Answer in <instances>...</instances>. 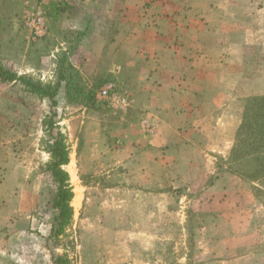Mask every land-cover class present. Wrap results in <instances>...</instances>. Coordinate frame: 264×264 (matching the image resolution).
Here are the masks:
<instances>
[{"label": "rangeland", "instance_id": "rangeland-1", "mask_svg": "<svg viewBox=\"0 0 264 264\" xmlns=\"http://www.w3.org/2000/svg\"><path fill=\"white\" fill-rule=\"evenodd\" d=\"M39 2L21 9L20 18L19 12L15 15L21 24L20 31L28 37L24 63L38 70H52L58 81L59 59L69 57L79 36L63 35L61 18L50 14L51 10ZM253 2L261 6L257 13L245 6L226 16V22L234 19L245 23L244 28L241 24H227L229 40L208 42L210 46L222 43L233 48L249 30L253 36L243 41L247 45L244 54L231 50L228 56V93L225 85L222 90L205 89L210 97L216 96L215 90L218 97L223 94V107L214 110L215 105L211 104L202 118L194 114L189 131L183 130L184 120L179 121L180 126L184 125L177 137L179 142L167 148L168 153L177 148V155L192 156V170L198 174L191 173L194 179H180L182 171L190 169L179 161L174 173L171 168L176 153H169L170 188L166 192L165 217L160 215L159 220L157 216L144 215L140 209L142 201H136L133 193L142 191L141 179H132L123 166L109 167L103 161L101 167L94 161L84 163L81 153L87 144L101 139L110 146L133 144L136 153L146 145L157 125L143 112L148 101L146 94L138 92L136 102L130 94L143 62L126 67L116 78L109 72L111 63L125 61L127 52L121 50L111 55L107 51L103 57L98 75L114 76L106 77V83L116 84L119 96L127 100L126 105L114 106L100 100L98 92L95 107L68 101L65 106L58 100L54 105L49 98L30 92L21 81L16 86L0 78V264H56L58 257L68 258L71 264H220L207 262L210 250L228 258L244 252V246L230 250L242 244L245 237L264 240V199H256L253 185L228 170L226 161L234 139L225 151L219 140L222 137L215 135L218 128L233 133L241 124L245 100L264 93V0ZM39 4L46 13L49 34L34 43L24 19ZM64 41L66 50H60L59 42ZM18 48L21 47L12 42L0 44V67H14L19 61ZM43 76L37 71L31 78L42 83ZM83 79L89 83L86 77ZM56 139L62 140L69 151V163L62 169L69 176L74 197L70 225L62 234L53 236L58 184L49 166L53 161L51 146ZM190 139L195 143L194 149L189 147ZM217 146L222 148L221 152L215 151ZM207 165L205 171L210 174L205 179L206 175L201 173L202 166ZM111 172L115 176L113 181H117L115 186L107 180ZM172 179L174 184L168 183ZM133 207H139L138 214L129 213ZM222 212L225 214L221 215ZM249 225L256 226L244 232ZM258 227L263 230L258 231ZM260 247L256 245L254 249Z\"/></svg>", "mask_w": 264, "mask_h": 264}, {"label": "crops", "instance_id": "crops-1", "mask_svg": "<svg viewBox=\"0 0 264 264\" xmlns=\"http://www.w3.org/2000/svg\"><path fill=\"white\" fill-rule=\"evenodd\" d=\"M36 1L0 0V44L5 45L6 42H12L21 47L17 50L19 61L8 70H14L19 77L30 78L38 71L44 74L43 84L54 86L57 81L53 78L52 70H38L24 63V59L27 58L28 37L20 31L21 24L17 17L20 18L23 13L21 9H25ZM39 1L51 10L50 14L61 18L60 30L63 35L75 33L79 36V40L69 53V61L88 79L90 84L100 72L103 57L108 52L111 55L121 50L127 52L125 61L111 63L109 72L114 73L116 78L126 70V67L133 68L140 61L143 62L144 66L135 77V84L131 87L133 89L130 94L134 96V102L137 101L135 97L138 96V92L146 94L148 101L143 112L148 120L154 121L157 125L150 136L143 133L144 136H148L146 145L136 153L133 144L122 143L110 146L101 139V142L95 140V143L87 144L81 153L85 158L84 163L90 164L94 161L101 167L103 164L101 161H103L109 163V167L127 168L132 179H141L142 191L133 194L136 196V201H142L140 209L143 214L157 216L158 220L160 215L165 217L166 192L167 188H170V186L167 187L169 179L167 162H170V154L176 153L175 156L172 155L174 166L171 169L174 173L176 172L175 167H179V161L180 163L182 161L186 169L188 167L190 169L182 171L180 179H194L191 173L196 171L195 173L198 174L197 170H192L194 166L192 156H188L187 153L177 155L179 153L177 148L175 151L171 150L170 154L168 153L167 148L175 147L179 142L177 137L180 135V128L184 126H180L179 121L184 120L185 129L183 130L189 131L191 130L189 121L194 114L202 118L201 114H204L211 104L215 105L214 110H220L223 107V94L218 97L217 90H215L216 96L210 97L205 89L214 87L222 90L225 85L228 93L227 89L230 85L228 74L231 72L228 56L232 51L237 54L245 52L247 45L243 41L253 36L250 35L249 30V33L246 32L240 37L241 42L233 48L228 46L229 44L224 46L222 43L220 46H210L208 42L229 40L230 27L227 28L229 24H239V26L241 24L244 28L245 23L243 22L234 19L232 22H226V16L230 11L247 6L257 13L258 7L261 6L252 3V0ZM61 6H66L69 11L65 10L61 13L59 11ZM69 44L67 43V46ZM59 45L60 50H66L65 41L59 42ZM239 64L237 62V65ZM233 69L237 71L236 68ZM19 82L18 80L13 81V84L17 86ZM57 100L60 104L67 106L65 84L58 92ZM239 126L233 133L224 132L221 128L216 129L215 135L222 137L219 140L225 145V151L229 150L230 141L233 139L235 141ZM187 142H190L189 147L194 149L195 143L191 139ZM185 147L188 146L185 145ZM221 150L222 148L217 146L215 151L221 152ZM218 166L220 168L222 165ZM205 167L208 165L202 166L201 174L202 176L205 174V179H207L210 173L205 171ZM176 177L178 179V175ZM108 178L107 180L115 186L117 181H113L115 176L112 172ZM122 182L127 181L123 179ZM168 183L174 184L173 179ZM252 198H254L253 195ZM138 211L139 207H133L129 213L135 215ZM224 214V212L221 213V215ZM254 227L249 225L244 232ZM258 229V231L263 230L262 227ZM250 238L245 237L242 244H237L230 250L237 249V246H244L243 250H245L242 254L228 258L222 255L224 257L222 258L215 255L214 250H210L212 254L207 262L264 264V240L254 241ZM256 245L261 247L255 250ZM222 248L223 246L220 245L219 249Z\"/></svg>", "mask_w": 264, "mask_h": 264}, {"label": "trees", "instance_id": "trees-1", "mask_svg": "<svg viewBox=\"0 0 264 264\" xmlns=\"http://www.w3.org/2000/svg\"><path fill=\"white\" fill-rule=\"evenodd\" d=\"M69 11L66 6L59 7L64 13ZM79 39V38H78ZM58 81L52 86L34 81L30 77H19L17 73L0 67V78L4 81H21L30 92L41 97L49 98L56 105V97L65 84L68 103H79L95 107L98 104L97 92L109 79L114 77L109 73L98 75L92 84L83 79V75L69 61L68 56L59 59ZM53 161L49 169L58 184V193L55 207L58 214L52 226L53 236L62 234L70 225L73 216L71 201L74 197L68 174L62 169L69 163V151L62 140L56 139L51 146ZM228 170L241 179L253 185V194L256 199H264V93L256 94L245 100L241 124L238 128L231 155L226 161ZM56 264H71L65 257H58Z\"/></svg>", "mask_w": 264, "mask_h": 264}, {"label": "built area", "instance_id": "built-area-1", "mask_svg": "<svg viewBox=\"0 0 264 264\" xmlns=\"http://www.w3.org/2000/svg\"><path fill=\"white\" fill-rule=\"evenodd\" d=\"M25 26L30 31L31 40L34 43L44 40L49 34V25L47 22L46 13L41 4L37 5L32 12L25 17ZM117 86L110 82L102 85L98 91V98L100 100L109 101L111 105L122 103L126 105V99L119 96Z\"/></svg>", "mask_w": 264, "mask_h": 264}]
</instances>
